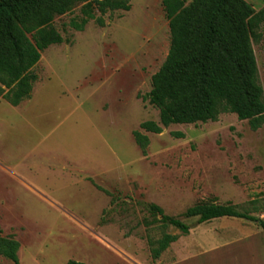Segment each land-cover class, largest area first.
Instances as JSON below:
<instances>
[{"label":"rangeland","instance_id":"1","mask_svg":"<svg viewBox=\"0 0 264 264\" xmlns=\"http://www.w3.org/2000/svg\"><path fill=\"white\" fill-rule=\"evenodd\" d=\"M162 1L131 0L130 11L82 32L68 26L79 8L57 18L64 42L42 53L31 97L17 107L0 99V232L19 243V264H264L257 224L182 217L209 201L264 218V122L253 130L223 114L159 135L140 129L159 122L147 95L170 46ZM244 1L264 9V0ZM251 47L264 96L263 23ZM135 131L148 138L145 156ZM149 205L189 225V235L147 226ZM164 234L178 239L153 260L147 239Z\"/></svg>","mask_w":264,"mask_h":264},{"label":"trees","instance_id":"2","mask_svg":"<svg viewBox=\"0 0 264 264\" xmlns=\"http://www.w3.org/2000/svg\"><path fill=\"white\" fill-rule=\"evenodd\" d=\"M131 0H0V99L12 107L31 97L38 77L33 72L42 53L64 42L54 23L57 18L79 15L68 26L82 32L89 21L104 27L107 14L128 12ZM170 46L165 62L151 77L147 99L159 113V122H144L140 129L159 135L171 125L216 122L220 115L233 114L248 121L253 130L264 122V96L251 39L253 30L264 24V9L255 12L244 0H163ZM143 156L149 141L139 131L132 134ZM177 137H182L178 134ZM91 181V180H89ZM96 189L109 195L101 188ZM152 222L173 227L182 236L190 226L149 205ZM182 217L201 225L233 218L257 224L264 231V218L238 211L234 206L201 201ZM177 236L164 234L147 239L153 260L159 259ZM20 245L13 236L0 232V256L19 264ZM67 264H85L70 260Z\"/></svg>","mask_w":264,"mask_h":264}]
</instances>
